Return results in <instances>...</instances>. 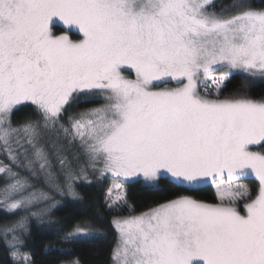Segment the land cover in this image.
I'll return each mask as SVG.
<instances>
[{
  "label": "snow or ice",
  "instance_id": "6c2138e0",
  "mask_svg": "<svg viewBox=\"0 0 264 264\" xmlns=\"http://www.w3.org/2000/svg\"><path fill=\"white\" fill-rule=\"evenodd\" d=\"M233 74L264 82V8L249 0H0V211L75 195L83 155L117 181L174 189L113 219V264H264V97H224ZM94 97L105 103L69 113ZM26 104L36 118L13 125ZM247 177L254 190L236 183ZM209 182L214 203L193 195ZM25 220L2 231L32 264ZM94 234L82 221L64 240Z\"/></svg>",
  "mask_w": 264,
  "mask_h": 264
},
{
  "label": "trees",
  "instance_id": "16d2710c",
  "mask_svg": "<svg viewBox=\"0 0 264 264\" xmlns=\"http://www.w3.org/2000/svg\"><path fill=\"white\" fill-rule=\"evenodd\" d=\"M231 0H215V10L225 6ZM254 8H264V0H249ZM247 92L254 99L264 97V82H249L241 75L233 74L226 82L222 95ZM102 102H92L78 106L77 110L92 107ZM90 104V105H89ZM11 119L14 124H21L29 118L35 119L34 107L30 104L18 106ZM82 107V108H81ZM70 112H75L72 108ZM67 115H65V118ZM92 175L89 181L76 182L75 195L65 193L58 195L59 202L52 205V210L41 218L30 215L23 232L24 245L22 252L30 255L32 264H67L70 259L78 258L80 264H113L112 251L117 242V231L112 221L116 216L130 213H141L169 198L174 191L168 184L159 188L145 186L135 180L126 184L129 209L115 211L109 209L108 188L111 178H100ZM253 184V183H252ZM193 195L206 202H216V193L211 183L204 185ZM1 207V206H0ZM22 213L8 215L0 211V228L5 224L17 221ZM87 221L95 233L87 238L73 241L64 240L67 232L76 223ZM17 254L11 251L10 245L0 233V264H20L14 259Z\"/></svg>",
  "mask_w": 264,
  "mask_h": 264
},
{
  "label": "rangeland",
  "instance_id": "374dc122",
  "mask_svg": "<svg viewBox=\"0 0 264 264\" xmlns=\"http://www.w3.org/2000/svg\"><path fill=\"white\" fill-rule=\"evenodd\" d=\"M231 3H233V0H231L225 6H228ZM257 9H260V8H257ZM217 11H220V9H218ZM220 75H221V73H216V76H220ZM160 86L161 87H166V86H169L170 87L172 85H163V84H161ZM199 87H200V91H204L205 87L212 88L214 90V86L212 85V83H211L210 80L207 82V84L201 83ZM223 88H222V90H223ZM232 95H234V94H227V95L225 94L224 97L232 96ZM92 99H97V100L99 99V100L102 101V102H100L98 104H95L92 107H99L100 105H102V104L105 103V101H104V99L102 97H94V98H91V100ZM77 105L78 106H81V105H85V103H77ZM92 107H88V108H92ZM74 108H75V112H70V113H76V112H79V111H82L83 110V109H81V110L79 109V111H78L77 110L78 109L77 107H74ZM64 119L66 121L67 120V117L66 118L64 117ZM12 122H13V120H12ZM13 125H18V124H14L13 123ZM73 151H76V150L73 149ZM4 159H5V157L3 156V154H0V160H4ZM78 166L79 167H84L86 169V173H85V175L80 176L74 183L80 182V181H84V180L85 181H89V180L92 179V175L101 176V177H99V179L100 178L109 177V178H111V180L109 182L110 185H109V188H108V194H109V189H112V194H111V196L108 195V205L109 204H112L113 205L112 206V209L115 210V211H122V210H125V209H129L128 199H127V193H126V184L129 181H133L134 179H130L127 182H125V181H117L110 173L101 175V172H100L99 169L102 167V165H97V167L95 169H93L90 166V164L88 163L87 158L85 156H83V155H81L80 160L78 161ZM117 183L120 184V188L119 189H116L115 188V185ZM209 183H211V182H209ZM236 183L244 184V185L248 186L250 189L254 190L258 182L255 180L254 177H247V178H241V179H239L238 181H236ZM36 186H37V188L43 187L42 181L41 182H36ZM212 186L215 189L214 185H212ZM74 187H75V184L73 186V190H74ZM65 193L71 194V192H68L66 190L55 192V193L52 194L53 195V198L50 199V200H48L47 202H41L39 205H37L35 207H32L30 209V211L27 212V213L21 212L22 215H20V216H25L26 217L25 225H26V222L28 221L27 218L30 217V215H31V212H37L38 213V215H36L34 217H37V218L43 217V215L49 213L52 210V205L53 204H55L56 202L57 203L59 202V200L57 198L58 195L59 196L60 195L62 196ZM117 195L122 196L123 199L116 200ZM0 199H2V198H0ZM209 203H214V202H209ZM0 206L2 207V205H0ZM144 212H146V211H143L141 213H130V214H127V215L126 214L125 215H119V216H116L115 218H123V217H128V216H133V215H140V214H142ZM2 228H3V226L0 228V233L3 236V238H4V233L2 231ZM9 240H10V237H9ZM16 260L18 262H20V264H22V261L18 258V254L16 256Z\"/></svg>",
  "mask_w": 264,
  "mask_h": 264
},
{
  "label": "flooded vegetation",
  "instance_id": "af4514ba",
  "mask_svg": "<svg viewBox=\"0 0 264 264\" xmlns=\"http://www.w3.org/2000/svg\"><path fill=\"white\" fill-rule=\"evenodd\" d=\"M78 103H79V102H78ZM76 105H77V103L74 104V105L72 106V108L76 107ZM72 108L69 109V113H70V110H71ZM66 115H67V114H66Z\"/></svg>",
  "mask_w": 264,
  "mask_h": 264
}]
</instances>
